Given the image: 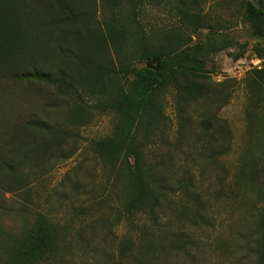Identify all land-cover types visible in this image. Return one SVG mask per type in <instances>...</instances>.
I'll return each instance as SVG.
<instances>
[{
    "label": "trees",
    "instance_id": "trees-1",
    "mask_svg": "<svg viewBox=\"0 0 264 264\" xmlns=\"http://www.w3.org/2000/svg\"><path fill=\"white\" fill-rule=\"evenodd\" d=\"M164 3L0 0V113L5 84L36 83L74 102L71 121L75 126L89 123L92 112L113 114V135L93 142L92 150L121 184L123 215L128 221L155 220L173 193L165 163L153 165L147 155L161 132L162 96L172 95L176 102L184 123L181 135L189 126L184 115L190 104L206 101L223 109L232 96H222L205 76L213 57L234 48L232 38L211 29L204 42L192 44L191 38L186 41L173 31L147 33L140 17L147 7ZM178 6L181 22L193 32L208 28L198 0H179ZM242 8L254 41L252 52L264 60V0H243ZM249 46L240 48L234 59H243ZM244 90V147L233 183L246 192L251 187L249 173L255 168V155L264 149V68L246 74ZM224 125L211 118L201 126L210 135L214 128L226 130ZM7 133L6 140L0 139V213L15 211L4 203L6 195L30 197L34 176L47 175L55 153L74 137L59 124L35 116L24 118ZM0 135L5 138L3 125ZM191 186L186 185V191ZM255 197L260 205L255 264H264V188H257ZM17 211L26 216L25 223L18 236L8 239L4 264L55 261L63 250L65 231L46 214L30 215L26 205ZM134 244L137 254L129 256L134 264H143L149 254L155 259L166 251L156 239L130 240L125 248Z\"/></svg>",
    "mask_w": 264,
    "mask_h": 264
},
{
    "label": "rangeland",
    "instance_id": "rangeland-1",
    "mask_svg": "<svg viewBox=\"0 0 264 264\" xmlns=\"http://www.w3.org/2000/svg\"><path fill=\"white\" fill-rule=\"evenodd\" d=\"M198 2L208 26L198 32L181 22L179 0L147 7L140 17L147 33L173 31L199 44L212 29L234 42L233 49L211 59L205 74L222 96L232 95L223 109L206 101L190 104L184 115L189 126L181 135L184 123L175 100L172 95L161 98V132L147 155L153 165L165 163L173 193L168 194L155 220L125 218L122 186L92 150L93 142L113 135V114L92 112L90 122L78 127L71 121L74 102L52 88L30 83L5 84L1 89L0 125L5 126L1 140L29 116L59 124L74 135L55 153L49 173L34 176L30 197L12 193L4 199L16 212L26 205L30 215H48L65 231L61 254L43 264H134L129 256L137 254L135 244L128 249L125 244L138 239H156L166 249L155 259L149 254L143 264H255L260 208L255 190L264 188V149L255 155V168L249 173L252 188L240 190L233 177L244 147V79L250 70L264 68V60L252 52L254 41L243 20V0ZM245 44L250 45L245 57L235 60ZM224 82L231 83L223 86ZM211 118L221 120L226 130L214 128L207 135L201 125ZM186 185L192 186L186 191ZM15 211L0 213V264L7 260L8 239L18 236L24 227L26 216Z\"/></svg>",
    "mask_w": 264,
    "mask_h": 264
}]
</instances>
